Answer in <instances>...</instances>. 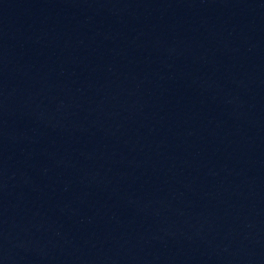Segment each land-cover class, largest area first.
<instances>
[{"label": "water", "instance_id": "obj_1", "mask_svg": "<svg viewBox=\"0 0 264 264\" xmlns=\"http://www.w3.org/2000/svg\"><path fill=\"white\" fill-rule=\"evenodd\" d=\"M0 50L182 264H264V0H0Z\"/></svg>", "mask_w": 264, "mask_h": 264}]
</instances>
